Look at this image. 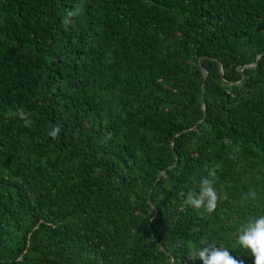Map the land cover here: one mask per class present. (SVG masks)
<instances>
[{
	"label": "trees",
	"instance_id": "1",
	"mask_svg": "<svg viewBox=\"0 0 264 264\" xmlns=\"http://www.w3.org/2000/svg\"><path fill=\"white\" fill-rule=\"evenodd\" d=\"M216 164V210L185 205ZM258 215L264 0H0V264H254Z\"/></svg>",
	"mask_w": 264,
	"mask_h": 264
},
{
	"label": "clouds",
	"instance_id": "2",
	"mask_svg": "<svg viewBox=\"0 0 264 264\" xmlns=\"http://www.w3.org/2000/svg\"><path fill=\"white\" fill-rule=\"evenodd\" d=\"M75 12H70L72 16ZM68 21L66 20L65 23ZM12 116L18 117L23 121L26 127H31L34 121L30 118L31 114L23 108H17L11 113ZM60 125H53L48 135L55 139L60 133ZM219 164L207 169V175L199 181V190L188 191L184 204L196 210H201L207 214L213 213L216 208L220 195L214 187L217 178V169ZM249 197L255 199L256 192L250 189L245 199ZM237 243L240 248L250 251L254 257V264H264V215L253 216L246 222L240 224L237 230ZM218 244H205L197 248L192 246L189 249V259H199L203 264H244L243 259L234 257L227 247Z\"/></svg>",
	"mask_w": 264,
	"mask_h": 264
},
{
	"label": "water",
	"instance_id": "3",
	"mask_svg": "<svg viewBox=\"0 0 264 264\" xmlns=\"http://www.w3.org/2000/svg\"><path fill=\"white\" fill-rule=\"evenodd\" d=\"M260 55H261V54H258V55H257L256 61L252 64V66H256V64H257V62H258V59H259ZM202 59H203V57H200V58H199V65H200V69H201V71H202L204 77L206 78L208 72H207V70H205V68L202 66ZM218 64H219V68H220V71H221V64H220V63H218ZM244 67H245V66H239L238 69L242 71ZM244 76H245L244 73H242V78H241L238 82L233 83V84H240V83L243 81ZM205 78H204V79H205ZM204 86H205V82L202 83V87H201V106H202V109H203V118H205V116H206V110H205L206 104H205V97H204V93H203V92H204ZM184 131H186V130H184ZM181 132H183V131L177 132L175 135H178V134H180ZM172 141H173V140H172ZM171 144H172V142H171ZM173 165H174V164H173ZM173 165H171V166H169V167H172ZM165 171H166V169H164L163 171H161V172L159 173V176H160L162 173H164ZM148 202L151 203L150 195L148 196ZM153 209H154V207H153ZM156 241H157V240H156ZM158 243H159V241H158ZM160 246L162 247L161 244H160Z\"/></svg>",
	"mask_w": 264,
	"mask_h": 264
}]
</instances>
